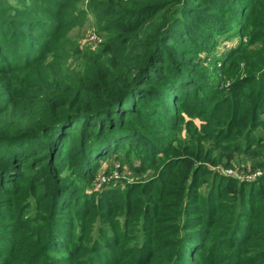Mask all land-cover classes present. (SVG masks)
<instances>
[{"label":"trees","instance_id":"obj_1","mask_svg":"<svg viewBox=\"0 0 264 264\" xmlns=\"http://www.w3.org/2000/svg\"><path fill=\"white\" fill-rule=\"evenodd\" d=\"M89 11L102 48L69 63ZM235 21L250 36L221 47L226 88L193 57ZM184 110L200 131L189 121L187 144L171 148ZM263 115L264 0H0V264H264V172L215 174L199 191L215 163L203 141L226 167L253 157ZM238 126L247 145L232 139ZM121 148L131 168L160 165L159 176L92 193L56 183L71 160V175L94 180ZM97 218L106 226L95 236Z\"/></svg>","mask_w":264,"mask_h":264},{"label":"rangeland","instance_id":"obj_2","mask_svg":"<svg viewBox=\"0 0 264 264\" xmlns=\"http://www.w3.org/2000/svg\"><path fill=\"white\" fill-rule=\"evenodd\" d=\"M12 4H17L20 0H9ZM30 2V0H26ZM87 1H82L80 3V6L86 7ZM88 19L86 20L85 24L83 26L76 27L71 31L70 34V40H71V50L68 54L69 63L71 62L72 58H77V52L80 51L82 54H89L97 52L99 49L102 48L103 41L105 36L101 34L98 30V21L92 12H88ZM232 22V17L229 19ZM234 24V23H233ZM236 27H234L233 30L226 32V34L221 35H213L211 38L213 43L211 46L212 48L208 51L201 50L195 57H193V64L195 68L199 71H203L207 73V76L210 77L213 81L215 79L217 82L222 83L221 80L224 82L223 86L228 87V85L231 82L230 77L227 76H221L220 71H216V65L220 61H218V56L221 52L224 50L221 49L223 43H231L235 44L238 43L242 38L244 40H247L250 36V29H248L246 32L243 30L241 31V28L238 27L239 23L235 21ZM229 46V45H228ZM216 82V83H217ZM190 95H192L190 93ZM189 101L191 102V98H189ZM180 119L173 118V125L177 124L176 130H170L168 131L171 134H174L173 140L168 141V145L171 146V148L178 146L179 148H184L186 142H188V135L190 126H188L189 121H193V125L191 128H194V130L200 131V125H201V117L198 115L190 116L187 111H183L180 114ZM264 120V115L262 116ZM188 126V127H187ZM236 129H234L232 132H235ZM245 129H242V126H238V131L232 135L233 140H239L242 142L243 145H247L248 142H246L244 137ZM253 134L257 137H262L263 142L260 144H254L252 146V149H256V154L252 156H248L244 152L236 153V157L232 162V165L229 167H226L224 165V162L226 161V154L222 153L220 149H215L212 152L213 144L211 143V140H208L207 142L203 141V147L200 149H205L207 147V155L214 159L215 163L212 164L210 162L206 163L208 167L210 168L208 173H206V178H208L207 184H203L199 191L202 194H207L208 191V183L212 181V178L215 177V174L217 175H226L231 176L235 179H244V180H256L260 176L263 175L264 172V129L261 127H254L253 128ZM261 142V141H260ZM209 144V145H208ZM125 148H121L116 156H111L109 159L104 160L101 163L100 168L98 169L95 179L92 180L88 177L84 176H76L71 175L74 170V161H65L63 165V173L60 175V180L57 182H63L64 184H67L69 187L77 188L80 191L92 193V192H99L101 189L105 187H119V188H126L127 185L133 183H143L147 182L150 178L158 177L159 176V170L161 169L160 165H154L151 164L150 168L147 169L144 172H139L134 170L130 167V162L126 159L127 154L129 151H125ZM158 152V150H156ZM142 152L136 151L135 148H132L130 150V157L133 160L138 161V155ZM160 154V153H157ZM164 154L165 160L169 159L168 161H171L175 158L171 156V152H164L161 153ZM226 156V157H225ZM124 159L123 160H121ZM62 161V160H61ZM135 161L132 163L135 164ZM63 162V161H62ZM64 163V162H63ZM58 167V165H57ZM69 171V172H67ZM183 173V168L181 165H175L174 167V176L179 177ZM216 178V177H215ZM53 183V181H50ZM176 189V188H175ZM173 187V190H175ZM81 219L77 220V224L75 227H73V235H76L77 232L81 228ZM102 226H106L105 223L101 221L100 218H97L93 221V228H94V235L96 236L98 229ZM26 250H29L27 248ZM58 254H60L58 252ZM61 254H66L65 251H61ZM21 255L17 258L18 261H20ZM19 263V262H18Z\"/></svg>","mask_w":264,"mask_h":264}]
</instances>
